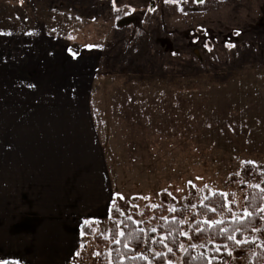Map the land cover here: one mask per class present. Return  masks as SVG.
<instances>
[{
    "label": "rangeland",
    "instance_id": "obj_1",
    "mask_svg": "<svg viewBox=\"0 0 264 264\" xmlns=\"http://www.w3.org/2000/svg\"><path fill=\"white\" fill-rule=\"evenodd\" d=\"M44 35L64 72L89 83L91 118L80 142L28 151L1 133L9 124L0 117V204L22 201L3 159H67L52 206L67 210L74 235L67 264H114L112 226L121 237L124 218L142 231L133 264L167 254L168 264H186L191 249L210 264H264V221L244 257L219 249L220 232L193 235L246 214L248 196L264 188V0H0V40ZM68 46L83 57L69 56ZM30 199L38 206L43 198ZM216 199L228 211L199 217ZM153 209L183 211L178 251L153 236ZM87 221L96 223L92 237L81 232Z\"/></svg>",
    "mask_w": 264,
    "mask_h": 264
},
{
    "label": "crops",
    "instance_id": "obj_2",
    "mask_svg": "<svg viewBox=\"0 0 264 264\" xmlns=\"http://www.w3.org/2000/svg\"><path fill=\"white\" fill-rule=\"evenodd\" d=\"M77 49L68 46L66 52L74 59L82 58V50ZM92 100L89 83H78L54 61L45 35L0 40V117L9 126L14 119L18 123L1 133L12 135L17 149L49 151L80 142L81 123L91 118ZM37 154L3 159L1 164V172L17 183L15 195L22 201L16 206L3 200L0 204V262L67 264L73 257L74 235L65 225L67 210H52L69 163ZM31 197H42L41 205H32Z\"/></svg>",
    "mask_w": 264,
    "mask_h": 264
},
{
    "label": "trees",
    "instance_id": "obj_3",
    "mask_svg": "<svg viewBox=\"0 0 264 264\" xmlns=\"http://www.w3.org/2000/svg\"><path fill=\"white\" fill-rule=\"evenodd\" d=\"M80 52V48L77 49ZM246 176L250 174V171L245 170ZM247 213L242 216H237L231 219L224 220L221 224L209 225L204 224L198 226L195 229L193 235L198 236L200 239L211 240L214 238L216 232L221 233V237L224 238L223 244H220L222 250H225V246H230L233 253L237 257H244L247 255L249 249L253 247V235L256 229L260 228L264 221V188L262 191H252L247 198L246 203ZM214 209H219V212H226V202L222 199H216V201H206L201 207H199L198 216L208 217L212 220L214 215ZM152 215L156 221V234L155 239L159 240L161 236H165L166 243L171 246L175 251L179 249V243L182 240V231L184 226L182 225L183 211L177 210L173 213L167 212L165 209H153ZM150 211V214H151ZM199 223V222H198ZM96 223L95 221H87L82 224L81 232L86 237L94 236L93 230ZM120 229L123 235L120 237L116 227L112 226L111 239H113L112 257L114 264H133L134 255L133 252L140 249L143 246L142 231L133 221L123 219ZM100 242H104L101 239ZM162 242V240H161ZM163 243V242H162ZM194 249L189 250V253L185 256L186 264H210L211 262L207 257H196L193 254ZM191 255V256H190ZM170 254L161 255L156 264H168V257ZM191 258V259H190ZM191 261V262H190ZM101 264H105L100 260ZM140 264V261H138ZM0 264H19L16 262H0Z\"/></svg>",
    "mask_w": 264,
    "mask_h": 264
},
{
    "label": "snow or ice",
    "instance_id": "obj_4",
    "mask_svg": "<svg viewBox=\"0 0 264 264\" xmlns=\"http://www.w3.org/2000/svg\"><path fill=\"white\" fill-rule=\"evenodd\" d=\"M165 2H166V3H175L176 0H165ZM201 2H202V0H201Z\"/></svg>",
    "mask_w": 264,
    "mask_h": 264
}]
</instances>
